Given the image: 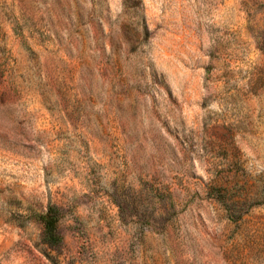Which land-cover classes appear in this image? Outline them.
I'll list each match as a JSON object with an SVG mask.
<instances>
[{
    "label": "rangeland",
    "instance_id": "1",
    "mask_svg": "<svg viewBox=\"0 0 264 264\" xmlns=\"http://www.w3.org/2000/svg\"><path fill=\"white\" fill-rule=\"evenodd\" d=\"M0 264H264V0H0Z\"/></svg>",
    "mask_w": 264,
    "mask_h": 264
},
{
    "label": "trees",
    "instance_id": "2",
    "mask_svg": "<svg viewBox=\"0 0 264 264\" xmlns=\"http://www.w3.org/2000/svg\"><path fill=\"white\" fill-rule=\"evenodd\" d=\"M44 237L45 241L52 246L61 242V237L57 227V215L53 209H50L44 217Z\"/></svg>",
    "mask_w": 264,
    "mask_h": 264
}]
</instances>
